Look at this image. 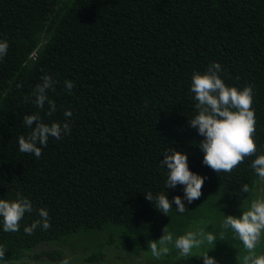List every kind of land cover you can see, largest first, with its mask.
Returning <instances> with one entry per match:
<instances>
[{
    "label": "trees",
    "instance_id": "obj_1",
    "mask_svg": "<svg viewBox=\"0 0 264 264\" xmlns=\"http://www.w3.org/2000/svg\"><path fill=\"white\" fill-rule=\"evenodd\" d=\"M3 40L9 47L0 59V199L20 193L33 209L16 232H5L0 217L5 264L63 261L62 250L39 246L108 224L123 227L121 245L139 254L164 227L198 217L196 206L209 194L220 193L233 216L264 199V180L251 166L264 154V0H0ZM213 62L226 86L253 89L257 151L230 173L202 163L204 137L190 126L198 114L192 75ZM46 74L55 81L48 90L52 115L47 103L43 109L34 103ZM65 81L74 83L71 92ZM33 113L70 125L60 140L49 137L39 158L18 144L31 131L23 118ZM175 150L205 180L200 199L184 200L183 213L173 202L165 215L155 197L184 196L183 185L166 187L168 169L160 163ZM40 208L51 228L28 235L24 227L40 220ZM255 251L264 255V234ZM106 256L100 251L85 260ZM202 262L186 257L175 264Z\"/></svg>",
    "mask_w": 264,
    "mask_h": 264
},
{
    "label": "clouds",
    "instance_id": "obj_2",
    "mask_svg": "<svg viewBox=\"0 0 264 264\" xmlns=\"http://www.w3.org/2000/svg\"><path fill=\"white\" fill-rule=\"evenodd\" d=\"M6 40L0 41V59L8 50ZM219 63L213 62L204 73L196 72L192 75L191 91L197 101L196 109L198 114L190 120V126L196 128L198 133L204 137L199 147L203 150L202 163L215 172H232L246 157L256 153L257 145L254 142L255 133V112L252 108L253 89L245 86L243 89L226 86L218 75L221 72ZM55 81L50 75H44L42 82L37 84L33 95L35 105L43 109L45 103L48 105V115L56 111L55 101L48 96V90L54 87ZM67 90L71 92L75 86L72 81H65ZM20 85H18L19 87ZM235 109V111H233ZM64 115L71 117L72 112L65 110ZM24 124L31 129L27 138L21 135L18 138L19 151L31 153L39 158L42 154L41 146L46 147L49 137L60 140L64 134L70 132L68 122L61 124L53 121L50 124L43 122L39 113L24 116ZM34 125V127H33ZM39 145V146H38ZM187 154L178 150L164 153L161 165L168 169L167 188H175L178 184L183 185V199L173 196L169 201L166 194H158L156 208L163 214L168 215L172 209L173 202L178 212L186 210L184 200L191 204L194 200L200 199L205 177L192 172L188 167ZM252 168L261 180H264V154L256 156L252 162ZM242 191L248 192V185L242 186ZM152 202L154 199L151 192L145 194ZM32 204L29 199L17 193L14 200L0 199V217L3 220L5 232H16L20 230V221L26 212H32ZM40 220L24 227V232L31 235L38 227L44 230L51 228L48 211L44 208L38 209ZM222 227L231 229L240 239L248 254L243 258V264H264V255L257 256L255 249L260 243L264 234V199L251 203L247 211H242L239 217L227 215ZM204 236L203 232H187L174 241V246L180 250V255L190 257L193 249L199 248L204 242L198 237ZM207 242L214 246L217 237L208 233L204 237ZM224 239L223 233L220 240ZM173 244V234L164 227L163 235L158 242L150 241L149 247L152 255L159 259L169 253L168 245ZM211 247V248H212ZM6 248L0 246V264H5ZM203 264H219V262L207 252L201 255ZM62 264H69L68 260Z\"/></svg>",
    "mask_w": 264,
    "mask_h": 264
},
{
    "label": "rangeland",
    "instance_id": "obj_3",
    "mask_svg": "<svg viewBox=\"0 0 264 264\" xmlns=\"http://www.w3.org/2000/svg\"><path fill=\"white\" fill-rule=\"evenodd\" d=\"M227 205L228 202L225 198H222L220 193L205 196L201 205L196 206L198 217L191 222H186L184 219L182 222L177 221L173 223L170 229H167L168 232L173 234V244L168 245L169 253L159 259L152 255L149 244L144 246L139 254L125 250L121 245L124 229L116 224H108L102 230H80L68 235L61 241L46 242L39 246L38 250L60 249L64 252L65 260H68L69 264H175L177 259L183 260L186 258L181 256L180 250L174 246L175 239L187 232H203L204 236L198 238L203 239L204 242L199 248H194L193 255L188 258L203 261L201 255L207 252L219 264H243V258L248 254L247 250L230 228L225 229L222 227L226 216L231 215ZM239 212L242 211L239 210ZM239 215L240 213L237 216ZM208 233L217 237L213 247L204 238ZM221 233L224 235L223 240H220ZM158 240L156 241L158 242ZM100 251L107 254L106 260L100 259V262L85 260L88 254L99 253ZM255 253L257 255L258 251H255ZM15 263L17 262L10 261L6 264ZM22 264H62V261L48 260L37 263L27 260Z\"/></svg>",
    "mask_w": 264,
    "mask_h": 264
}]
</instances>
